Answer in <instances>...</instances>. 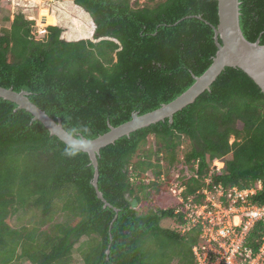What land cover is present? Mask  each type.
<instances>
[{
  "label": "trees",
  "instance_id": "trees-1",
  "mask_svg": "<svg viewBox=\"0 0 264 264\" xmlns=\"http://www.w3.org/2000/svg\"><path fill=\"white\" fill-rule=\"evenodd\" d=\"M240 1L245 37L264 44V0ZM74 2L92 20L86 18L84 28L74 20L65 31L43 8L41 24H51L41 37L24 13L12 19L10 9L4 14L10 24L0 27V86L27 90L65 129H77V136L96 138L135 112L174 100L218 50V0ZM33 117L0 97V264H74L82 237L87 240L76 250L85 264H171L177 257L197 264L193 247L200 228L182 231L187 221L176 213L181 203L154 202L144 210V202L171 193L173 182L185 186V199L198 203L204 188L261 183L250 200L264 205V92L241 68L226 67L173 122L160 120L101 148L98 186L107 207L92 184L89 153L63 155L67 143ZM150 137L154 145L146 148ZM185 141L189 148L180 159ZM216 162L222 171L214 169ZM19 211L23 221L30 212L37 219L15 227L7 219ZM167 218L181 229L164 225ZM263 233L258 222L247 244L257 250ZM175 244L180 248L173 249Z\"/></svg>",
  "mask_w": 264,
  "mask_h": 264
},
{
  "label": "water",
  "instance_id": "water-1",
  "mask_svg": "<svg viewBox=\"0 0 264 264\" xmlns=\"http://www.w3.org/2000/svg\"><path fill=\"white\" fill-rule=\"evenodd\" d=\"M240 3V0H218L219 27H214L218 50L211 65L200 76H194L195 82L186 91L155 110L144 114L135 112L130 120L118 126L110 125L109 131L96 138L89 139L83 135L78 136L92 143L90 148L83 149V151L89 153L91 164L94 167L92 184L98 197L103 200L105 207L111 206V204L105 199L98 186V154L101 148L114 143L122 136H130L133 131L160 120L168 118L170 122H173L174 114L193 103L200 94L210 89L213 82L228 66L241 68L264 92V44H261L259 39L252 42L245 37L240 22ZM29 95L30 92L27 90L16 91L13 88L0 86V97L16 102L18 108L30 111L34 116L33 119L40 120L52 135L58 136L67 144L71 143L68 130L65 129L62 120L51 117L45 110L35 104L29 98ZM131 205L134 208L139 205L137 198L132 199ZM115 210L118 212L117 208ZM107 253H110V249L107 250Z\"/></svg>",
  "mask_w": 264,
  "mask_h": 264
},
{
  "label": "built area",
  "instance_id": "built-area-1",
  "mask_svg": "<svg viewBox=\"0 0 264 264\" xmlns=\"http://www.w3.org/2000/svg\"><path fill=\"white\" fill-rule=\"evenodd\" d=\"M46 32L44 25L37 31L41 36ZM213 167L218 172L223 170V165L217 162ZM261 186L259 183L257 187L226 189L219 184L213 189L204 188L205 199L198 203L193 197L185 199V186L179 182L171 184L170 191L182 205L176 213H184L187 221L183 230L200 228V241L193 247L197 264H264V233L257 250L247 244L251 229L258 222L264 223V205L250 200Z\"/></svg>",
  "mask_w": 264,
  "mask_h": 264
},
{
  "label": "rangeland",
  "instance_id": "rangeland-1",
  "mask_svg": "<svg viewBox=\"0 0 264 264\" xmlns=\"http://www.w3.org/2000/svg\"><path fill=\"white\" fill-rule=\"evenodd\" d=\"M143 1V0H142ZM141 1V2H142ZM47 8L51 14L55 15L56 22L53 24L62 26L65 31H70L72 22L74 20H79L80 25L79 28H84L86 23V18L92 20L89 13H86L79 5H77L74 0H0V27L9 26L10 22L4 21L3 17L4 14L8 13L9 9L11 10V19L14 18L15 14L22 12L25 14V16L28 19H32L35 21L34 24V33L36 37H41V35H38L37 31L39 30V27L41 25V20H43V16L41 13H43L42 9ZM44 26L49 25L51 23H43ZM84 26V27H83ZM88 38V37H86ZM91 39V38H90ZM154 139L153 137L149 138V142L146 146L148 148L149 146L154 145ZM189 148V142L185 141L181 146L179 150V156L180 159H183L184 151ZM152 160H155V156H153ZM171 195H174L172 192L165 193L163 195H159L158 198L154 201V199H151L152 201L144 202L143 209L146 210L149 207H151L154 202L159 205V207H169L171 205L177 204L176 199L172 198ZM32 212L28 213L26 215V220H36L37 218H33ZM62 217H58L56 221H62ZM25 221H23V211H19L16 215L10 216L7 221L15 226L19 227L22 224H24ZM34 223V222H33ZM37 223V222H36ZM163 224L167 225L169 227H172L174 229H181L178 224L175 223L174 220L170 219H164ZM179 227V228H178ZM184 231V230H182ZM87 240L86 237H82L80 242H78L75 245V250L73 252V260L72 262L74 264H85L83 261V257L79 251L76 250V248L79 247V245ZM190 245L189 240L184 241L183 246L188 247ZM180 248L179 244H175L174 248ZM185 249V248H184ZM176 257V255H175ZM21 264H31L30 262H22ZM171 264H183L180 261H178V257L174 259V261Z\"/></svg>",
  "mask_w": 264,
  "mask_h": 264
},
{
  "label": "clouds",
  "instance_id": "clouds-1",
  "mask_svg": "<svg viewBox=\"0 0 264 264\" xmlns=\"http://www.w3.org/2000/svg\"><path fill=\"white\" fill-rule=\"evenodd\" d=\"M68 135L71 138V143L67 144L63 151V155L67 157H74L83 149H87L92 146V143L89 140L77 136V129L75 128L68 130Z\"/></svg>",
  "mask_w": 264,
  "mask_h": 264
},
{
  "label": "bare ground",
  "instance_id": "bare-ground-1",
  "mask_svg": "<svg viewBox=\"0 0 264 264\" xmlns=\"http://www.w3.org/2000/svg\"><path fill=\"white\" fill-rule=\"evenodd\" d=\"M41 25H44V24H41Z\"/></svg>",
  "mask_w": 264,
  "mask_h": 264
}]
</instances>
